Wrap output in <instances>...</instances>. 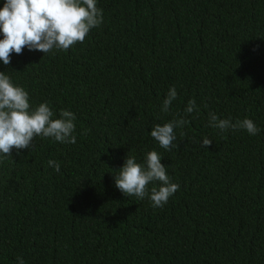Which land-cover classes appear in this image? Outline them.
Segmentation results:
<instances>
[{"label": "trees", "instance_id": "16d2710c", "mask_svg": "<svg viewBox=\"0 0 264 264\" xmlns=\"http://www.w3.org/2000/svg\"><path fill=\"white\" fill-rule=\"evenodd\" d=\"M97 7L103 23L83 43L0 61L33 109L76 116L74 144L36 136L0 158V264H264V0ZM209 113L260 131L220 132ZM179 117L189 123L165 150L151 128ZM153 150L180 186L163 208L114 186L126 156L143 163Z\"/></svg>", "mask_w": 264, "mask_h": 264}, {"label": "clouds", "instance_id": "9594fccd", "mask_svg": "<svg viewBox=\"0 0 264 264\" xmlns=\"http://www.w3.org/2000/svg\"><path fill=\"white\" fill-rule=\"evenodd\" d=\"M103 23V11L97 7V0H5L0 8V61L5 66L11 63V54H22L24 48L45 54L53 50L66 51L76 43H83L90 30ZM175 86L169 88L162 102L161 111L168 113L177 99ZM28 92L15 85L10 76L0 71V158L12 156L15 149H29L36 136L74 144L76 116L72 111L61 109L59 118L48 102L40 103L34 109L29 103ZM197 110L195 100H189L184 109L185 116ZM189 121L184 117L155 124L150 136L159 146L170 151L176 140V128H182ZM209 126L226 132L229 129H244L249 135H256L260 129L248 118L232 122L231 118L220 119L209 113ZM183 135V133H181ZM212 141L204 138L202 146L209 148ZM160 154L153 150L146 154L144 162L138 163L134 156H126L124 164L114 176V186L126 197H147L154 208H163L169 198L179 190L167 174ZM49 167L60 171V164L48 161ZM158 183L159 187L148 186ZM19 264H24L23 259Z\"/></svg>", "mask_w": 264, "mask_h": 264}]
</instances>
